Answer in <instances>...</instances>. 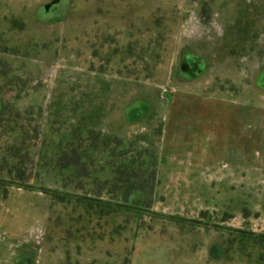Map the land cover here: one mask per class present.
<instances>
[{
    "label": "rangeland",
    "instance_id": "rangeland-1",
    "mask_svg": "<svg viewBox=\"0 0 264 264\" xmlns=\"http://www.w3.org/2000/svg\"><path fill=\"white\" fill-rule=\"evenodd\" d=\"M52 2L0 0V48L30 50L37 61L25 72L43 105L31 120L28 98L17 119L4 110L0 130L24 124L34 137L35 189L10 175L0 183V264H264V0H56L46 9ZM186 58H199V75L182 71ZM100 73L106 99L113 74L137 78L136 94L124 84L115 105L148 114L121 135L97 129ZM81 98L88 113L64 112ZM215 101L247 108V160L234 151L198 161L181 138L180 160H162L165 108L180 105L191 123L194 107ZM217 116L226 128L228 114Z\"/></svg>",
    "mask_w": 264,
    "mask_h": 264
},
{
    "label": "crops",
    "instance_id": "crops-1",
    "mask_svg": "<svg viewBox=\"0 0 264 264\" xmlns=\"http://www.w3.org/2000/svg\"><path fill=\"white\" fill-rule=\"evenodd\" d=\"M56 0L54 2L47 4L45 7L48 10H52V8L56 9ZM234 14V13H233ZM39 38V37H38ZM72 69V67H71ZM59 71V70H58ZM86 71V70H85ZM95 73L93 71H90ZM63 74H65L63 70ZM71 75L67 74L65 78H69L68 82H72V75H75V72H71ZM96 76V85H97V96L99 98V104L93 108V111H96L98 114V120H100L99 129L102 133L107 134H116L121 135L123 132L122 127H132L137 121L141 120L148 113L144 114H131L132 109L127 107V104L121 105L116 104L114 97L120 95L122 91V86L125 84L128 85V96H134L136 94L135 83L137 78L123 75L113 74V85L111 88L110 97L106 99V93L104 92L103 83L104 75L100 73ZM88 80H92L91 74L87 72ZM100 79V80H99ZM71 80V81H70ZM87 80V81H88ZM115 81V82H114ZM123 82V84H121ZM90 83V82H89ZM93 84H95L92 80ZM85 88L82 86L81 90L84 91V98H89V91H85ZM68 93L72 98H76L77 92L72 88ZM110 91V90H109ZM61 92H65L61 90ZM180 92V90H179ZM123 94H126L125 88ZM64 97H67L64 95ZM78 97V96H77ZM82 99V98H81ZM80 107L75 105L66 106L64 112L76 114V113H88L89 107L86 106L85 100L80 101ZM85 103V104H84ZM130 103V102H129ZM215 101L212 105H203L201 108L195 107L193 108V116L191 123L187 121H180V105L176 106V108L166 107L163 117V132H162V140L164 144L162 147L163 150L166 151V156L162 157L164 161H173L180 160V138L182 139V143H185V140H192V144L196 149V154L198 155V161L208 160L212 162H217V154L228 155V157L232 160L234 151H237V155L235 156L236 160H247L248 156V145H249V113L246 110L243 112L238 105L240 104H232L226 105L223 103L216 104ZM247 107V105H246ZM218 113H227L228 116L224 118L226 120V128L225 126H219L218 123ZM244 113V115H243ZM230 114V115H229ZM72 125H76L78 127L83 128V124H77L76 120H72ZM134 126V125H133ZM205 129L206 138L213 142V148H217V145L220 144V152L214 149L208 151L205 149V145L202 143L204 140V136H201L199 130L200 128ZM125 132V131H124ZM220 135V140H218V136ZM202 141V142H201ZM175 142L177 147L176 155L171 154V145ZM230 146V148H229ZM236 147L235 150L232 148ZM239 153V154H238ZM204 155V156H201ZM200 166V165H199ZM199 169V168H198Z\"/></svg>",
    "mask_w": 264,
    "mask_h": 264
},
{
    "label": "trees",
    "instance_id": "trees-1",
    "mask_svg": "<svg viewBox=\"0 0 264 264\" xmlns=\"http://www.w3.org/2000/svg\"><path fill=\"white\" fill-rule=\"evenodd\" d=\"M29 51L24 54L18 47L13 45H9L4 49L0 48V127L4 123V110L7 108L13 107L15 109L16 119L20 116V108L24 98H28L25 106L30 120L33 113L43 111V105L40 100L41 94L39 89H37L39 86H32L34 80L37 79L25 72V69L33 67V63L37 61H34V58L31 59ZM196 59L199 58L183 59L181 62L182 71L191 76L199 75L202 71L201 61ZM28 84H31L32 92L26 89ZM8 89L16 91L15 94L11 97L8 96ZM27 128L24 124H16L10 130H0V183L7 185L5 175H10L14 179L13 182L20 187L34 190L35 186L30 182L32 176L28 173V164L32 162L31 153L35 144H30V140H33L34 137H26L28 134ZM43 190L60 197L62 201L71 196V194L66 192L51 191L46 188H43ZM119 206H123V204H119ZM174 219L180 218L174 217ZM192 222H196V220H192Z\"/></svg>",
    "mask_w": 264,
    "mask_h": 264
}]
</instances>
